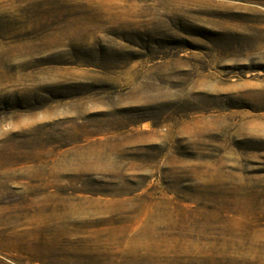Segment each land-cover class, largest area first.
<instances>
[{
  "label": "rangeland",
  "instance_id": "obj_1",
  "mask_svg": "<svg viewBox=\"0 0 264 264\" xmlns=\"http://www.w3.org/2000/svg\"><path fill=\"white\" fill-rule=\"evenodd\" d=\"M0 264H264V0H0Z\"/></svg>",
  "mask_w": 264,
  "mask_h": 264
}]
</instances>
